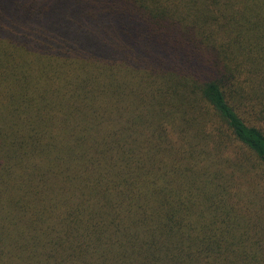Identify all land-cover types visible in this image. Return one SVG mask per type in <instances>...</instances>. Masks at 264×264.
<instances>
[{
    "label": "trees",
    "instance_id": "16d2710c",
    "mask_svg": "<svg viewBox=\"0 0 264 264\" xmlns=\"http://www.w3.org/2000/svg\"><path fill=\"white\" fill-rule=\"evenodd\" d=\"M0 264H264V0H0Z\"/></svg>",
    "mask_w": 264,
    "mask_h": 264
}]
</instances>
